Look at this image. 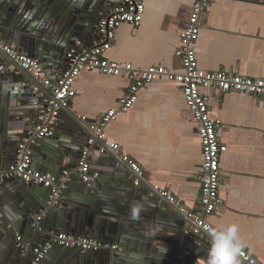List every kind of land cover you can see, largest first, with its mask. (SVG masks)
I'll list each match as a JSON object with an SVG mask.
<instances>
[{"label": "crops", "instance_id": "obj_1", "mask_svg": "<svg viewBox=\"0 0 264 264\" xmlns=\"http://www.w3.org/2000/svg\"><path fill=\"white\" fill-rule=\"evenodd\" d=\"M55 1L53 5L43 3V8L44 5L52 7L50 13L47 11V23L58 27L60 32L57 34H65L64 39H49L59 49L43 39L41 47L30 55H38L44 67L47 63L45 73L51 81L61 76L63 66L60 63L65 60V53L75 47L70 41L77 29L73 27L81 24L87 28L83 30L91 27L98 30L99 19L117 3V0ZM69 1L72 4L68 5ZM192 2L144 0L145 11L140 25H120L104 56L141 68L161 65L179 70L180 60L175 52L179 48L180 30L186 23ZM75 7L83 13H77L70 22L75 14L72 10L68 13L70 17L61 16L62 25L59 24L60 14L67 15V10ZM87 12L93 16L88 18ZM92 39L93 45L98 42L99 32ZM7 44L17 50L14 44ZM196 51L202 70L233 71L248 77L264 78V0H217L211 4L202 18ZM5 56L8 61L11 60L8 55ZM33 78L39 82V89H34L37 97L44 100L48 95L50 101L54 100L50 89L45 88L40 79ZM129 84L130 80L125 77L107 76L96 70L82 71L73 84L74 96L63 106L66 113H59L58 125L66 126L72 117L89 135L92 134L91 126L104 111L119 106V99ZM207 96L210 116L221 121L220 140L226 145V151L219 158V166L224 173L219 189L221 202L207 220L216 230L235 225L238 240L264 264V98L213 90H208ZM10 131L20 133L19 130ZM105 139L108 143L119 144L117 152L106 146L121 162L124 163L121 156L127 155L142 167L143 177L135 186L134 173L127 165V182L133 186L132 189L150 186L153 190L167 191L180 203L177 205L165 198L185 216L187 223L184 229L195 226L187 213H193L199 205L201 144L191 112L177 84L155 80L140 89L133 106L108 125ZM42 151L38 148V152ZM31 167L38 170L34 164ZM41 172L53 174L50 171ZM12 183V179L0 182V188L7 197L13 196L6 189ZM14 205L19 206L17 203ZM209 237L213 240L212 236Z\"/></svg>", "mask_w": 264, "mask_h": 264}, {"label": "water", "instance_id": "obj_2", "mask_svg": "<svg viewBox=\"0 0 264 264\" xmlns=\"http://www.w3.org/2000/svg\"><path fill=\"white\" fill-rule=\"evenodd\" d=\"M43 3L53 5L56 1L0 0V38L29 56L41 47L43 39L48 42L52 37L63 40L65 34L59 36V28L47 23L52 7L44 5L43 8ZM72 10L75 14L70 22L77 13H83L77 7L69 8L67 15L60 14L59 24L62 25L61 16L70 17L68 13ZM86 14L88 18L92 15L90 12ZM73 28L77 29L70 37L74 42L71 44L93 45L92 38L98 32L96 28L83 30L87 28L81 24ZM50 43L59 49L55 42ZM5 55L0 50V66L9 63L14 69L0 74V171L12 162L17 143L35 129L40 109L46 108L51 99L48 95L44 100L39 99L34 91L39 89V82L12 60L8 61ZM32 57L41 60L38 55ZM60 64L64 70L66 60ZM62 112L66 113L63 108L59 113ZM71 119L66 126L58 125V115L53 135L37 139L32 146L31 164L36 169L53 172L57 178L63 170L70 171L62 185L56 180L60 191L56 202H50V187L25 183L19 178H11L14 183L6 186L14 197L5 196L0 188V264H32L35 258L33 248L43 245L51 230L66 231L75 236L86 234L118 247L97 251L53 247L42 264H172L177 241L185 231V216L157 189L150 186L132 189L127 182L128 164L111 153L104 141H98L104 150L93 153L89 161L92 172H101L97 173L94 184L88 186L79 179L76 173L78 161L87 139L94 135H89L83 126ZM10 130H19L20 133H11ZM38 148L43 151L38 152ZM13 198L14 204L19 206L13 204ZM38 216L41 217L37 219ZM212 246L213 240L200 231L194 239L187 241L188 262L207 264ZM236 260L238 264H245L238 258Z\"/></svg>", "mask_w": 264, "mask_h": 264}, {"label": "built area", "instance_id": "obj_3", "mask_svg": "<svg viewBox=\"0 0 264 264\" xmlns=\"http://www.w3.org/2000/svg\"><path fill=\"white\" fill-rule=\"evenodd\" d=\"M217 0H193L186 23L180 30V45L175 54L180 60L181 68L172 70L161 65L136 67L128 62L114 61L104 55L110 49L115 37L116 29L122 24L134 27L140 25L145 11L144 0H117L107 15L101 17L97 23L100 39L91 47H81L76 44L65 54L66 66L61 76L51 81L45 67L38 59L18 52L0 38V50L22 70L36 79H40L45 88L50 89L54 100L49 101L46 108H42L37 116V125L32 132L16 145L12 162L0 171V182L3 179L19 178L25 183H33L50 187V202H56L60 191L56 180L64 183L70 171L63 170L57 178L52 173L41 172L31 167L32 146L37 139L52 136L60 110L66 101L74 96L73 84L82 71L96 70L107 76L125 77L130 84L124 95L119 99V106L104 111L98 121L91 126L94 136L87 139L83 148L76 173L83 182L92 186L97 177V172L90 169V157L93 153L104 150L98 141L113 151L119 150L116 142L108 143L105 132L108 125L122 113L128 111L137 99L140 89L155 80H166L180 87L183 100L191 112L201 144L202 161L200 165V192L199 205L196 211L187 214L195 223L194 227L182 233L177 241L176 252L172 264H189V250L187 241L194 239L200 231L212 236L211 230L215 229L207 220L220 204L219 189L224 173L219 166V158L226 151V145L220 140L222 123L219 119L212 118L208 109L207 91L213 90L220 93L234 92L249 94L264 98V78L248 77L233 71L202 70L198 64L196 51L197 41L202 28V18L206 9ZM12 64L0 66V74L6 70H13ZM134 173L133 184L138 186L142 177V167L127 155L121 156ZM160 194L172 203H180L167 191L159 190ZM182 207V206H181ZM183 209V207H182ZM41 216H38L39 219ZM216 230V229H215ZM48 240L43 245L33 248L35 254L32 264H42L45 255L53 247L72 248L97 251L101 249H116L117 244L110 245L106 241L87 235H72L62 231H48ZM20 236L17 235V240ZM240 250L237 257L245 264H261L253 257L239 241ZM23 247H26L24 244Z\"/></svg>", "mask_w": 264, "mask_h": 264}, {"label": "clouds", "instance_id": "obj_4", "mask_svg": "<svg viewBox=\"0 0 264 264\" xmlns=\"http://www.w3.org/2000/svg\"><path fill=\"white\" fill-rule=\"evenodd\" d=\"M213 246L209 252L207 264H238L236 256L240 250L237 227L229 226L225 230H211Z\"/></svg>", "mask_w": 264, "mask_h": 264}]
</instances>
